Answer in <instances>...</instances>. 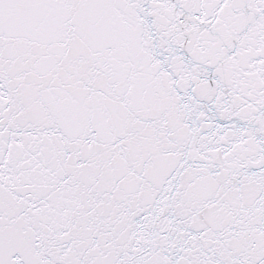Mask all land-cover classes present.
Segmentation results:
<instances>
[{
	"label": "snow or ice",
	"instance_id": "snow-or-ice-1",
	"mask_svg": "<svg viewBox=\"0 0 264 264\" xmlns=\"http://www.w3.org/2000/svg\"><path fill=\"white\" fill-rule=\"evenodd\" d=\"M0 264H264V0H0Z\"/></svg>",
	"mask_w": 264,
	"mask_h": 264
}]
</instances>
